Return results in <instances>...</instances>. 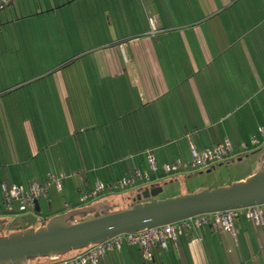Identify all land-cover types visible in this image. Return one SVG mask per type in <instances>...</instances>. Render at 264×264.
<instances>
[{
  "label": "crops",
  "instance_id": "crops-1",
  "mask_svg": "<svg viewBox=\"0 0 264 264\" xmlns=\"http://www.w3.org/2000/svg\"><path fill=\"white\" fill-rule=\"evenodd\" d=\"M83 1L14 0L0 13V24ZM132 2L138 18L131 19L139 28L105 42L81 74L33 66L27 75L19 53L25 44L0 40V53L13 51L0 60L13 71L6 79L0 76V195L3 185L46 183L51 173L65 176L61 192L52 184L49 197L41 199L51 212L42 213L40 205L41 227L86 207L74 206L71 195L89 190L97 179L114 184L137 170L147 172L150 154L163 166L190 160L192 147L202 152L229 141L235 149L230 160L257 150L251 138L264 124V43L255 45L252 38L264 34V0ZM262 162L264 151L255 171ZM157 180L151 176L150 183L127 192L130 201L158 186ZM56 194L65 196V209L54 206ZM112 195L87 206L101 215L110 211ZM235 226V235L211 227L187 229L177 248H156L153 262L125 244L100 264H264V226L244 217Z\"/></svg>",
  "mask_w": 264,
  "mask_h": 264
},
{
  "label": "rangeland",
  "instance_id": "rangeland-1",
  "mask_svg": "<svg viewBox=\"0 0 264 264\" xmlns=\"http://www.w3.org/2000/svg\"><path fill=\"white\" fill-rule=\"evenodd\" d=\"M133 6L132 0H85L73 2L66 7L40 15L32 16L35 12L29 13L30 19L25 21L19 16L20 20L17 18L16 22H4L0 40L6 44L15 43L17 45L19 42L25 44L26 48L19 53L21 59L26 60L27 75L30 74L29 69L33 66L36 68L34 71L41 69L43 72H47L60 68L66 73L75 71V73L81 74L83 64L87 62V59L93 58V52L101 46H105V42L120 34H133L136 28H139V23L134 24L131 19V17L138 18L137 15L133 14V11H136ZM117 15L120 16L119 20H117ZM259 33L253 34L252 39L256 41L255 45H257V41H260L261 44L264 43V34ZM12 52V50H7L5 53H0V60L5 56L6 58L12 56ZM8 68L9 66L6 68L5 65L0 68L2 70L0 76L3 79H6L9 73H13ZM263 151L264 145L260 149L257 148L256 151L242 155L241 158H235L192 174L182 173L177 177L164 174L159 162L157 163L160 168L157 173H154L148 163V165H144L145 170H148L151 176L158 178L156 181L158 186L156 187L161 188V192L152 196L150 200L172 199L191 194L199 189L213 190L229 186L237 182L234 180L245 172L253 171V175H255L264 165V162L260 163V169L255 171L254 164ZM127 192L129 191L113 194L109 197L110 212H118L131 202L130 193ZM51 197L54 199V206L65 209V196L63 194H56ZM71 197L73 205L79 206L78 196L72 193ZM40 205L42 213H51L49 204L45 200H41ZM39 214L28 212L4 216L8 220L4 230L5 236L23 228H40L41 225L37 216ZM94 215L77 216L75 219H85L83 221H86L94 218ZM88 217L91 218L86 219ZM77 252L79 251H73L64 257H71ZM48 261L49 258H40L31 260L28 264H46Z\"/></svg>",
  "mask_w": 264,
  "mask_h": 264
},
{
  "label": "water",
  "instance_id": "water-1",
  "mask_svg": "<svg viewBox=\"0 0 264 264\" xmlns=\"http://www.w3.org/2000/svg\"><path fill=\"white\" fill-rule=\"evenodd\" d=\"M160 187L139 193L137 203L118 212L106 210L92 219L74 222L75 217L98 213L95 206L71 210L51 218L45 226L4 236L7 218H0V264H27L38 258L63 257L100 244L125 233H139L158 226L177 223L191 217L229 209L264 204V165L249 178L217 189H199L191 194L150 200ZM36 212L40 203L36 202Z\"/></svg>",
  "mask_w": 264,
  "mask_h": 264
},
{
  "label": "built area",
  "instance_id": "built-area-1",
  "mask_svg": "<svg viewBox=\"0 0 264 264\" xmlns=\"http://www.w3.org/2000/svg\"><path fill=\"white\" fill-rule=\"evenodd\" d=\"M14 0H0V13L6 10ZM154 25L155 20L151 19ZM2 26L0 24V33ZM264 145V124L259 128L258 133L251 138V147L260 148ZM243 153L249 151V147L243 145ZM191 159H177L162 166V171L167 176L181 173L198 172L209 169L219 163L232 159L235 156L234 146L228 141L213 148L198 152L191 148ZM148 163L152 172L157 173L159 167L153 154L148 157ZM65 176L49 174L46 183L33 181L28 186L3 185L0 195V212L10 215H20L28 212H36V202L49 197V186L55 185L59 192L63 189ZM151 182L150 172L137 170L132 175L127 174L114 184H107L97 179L89 190L78 192V200L81 206H87L105 197L109 192L121 190L130 191L138 185H146ZM69 207V206H67ZM244 217L258 226H264V204L242 209H229L210 214H201L189 219L147 229L139 233L119 234L106 241L92 245L80 250L71 257L49 258L46 264H100L106 254L113 251H120L125 244L136 246L140 249L143 259L147 262L154 261V250H169L177 248L179 237L187 229L201 230L204 227H211L216 231L236 234L235 221Z\"/></svg>",
  "mask_w": 264,
  "mask_h": 264
},
{
  "label": "trees",
  "instance_id": "trees-1",
  "mask_svg": "<svg viewBox=\"0 0 264 264\" xmlns=\"http://www.w3.org/2000/svg\"><path fill=\"white\" fill-rule=\"evenodd\" d=\"M2 26V25H1ZM191 174L192 173H195V172H190ZM182 174V173H181ZM183 174H187L186 172H184ZM178 175H180V174H177V175H172V177H177ZM145 189H148V188H145ZM145 189H143L142 191H144ZM141 191V192H142ZM120 192H125V191H121V190H116V191H111V192H109L106 196H109V195H111V194H119ZM105 196V197H106ZM136 200V199H135ZM137 202L136 201H134V200H132L131 199V202L126 206V207H128V208H131L132 206H134L135 204H136ZM125 207V208H126ZM127 208V209H128ZM36 213V212H35ZM0 214H2V216H9L10 214H6V213H0ZM10 216H12V215H10ZM97 216H100V215H95L94 217H97ZM89 218H91V217H88V218H86V219H89ZM83 220H85V219H82V220H80V221H83ZM49 221V220H48ZM48 221H44L43 222V225L42 226H45L47 223H48ZM20 231H24V229H21V230H19L18 232H20ZM4 235V234H3ZM7 235H9V234H6V236ZM5 236V235H4ZM38 259H40V258H38ZM38 259H33V260H38ZM29 261H31V260H29ZM28 261V262H29ZM28 262H27V264H28Z\"/></svg>",
  "mask_w": 264,
  "mask_h": 264
}]
</instances>
